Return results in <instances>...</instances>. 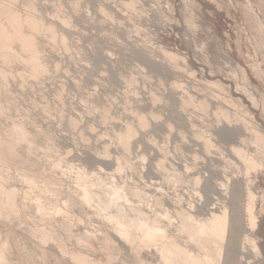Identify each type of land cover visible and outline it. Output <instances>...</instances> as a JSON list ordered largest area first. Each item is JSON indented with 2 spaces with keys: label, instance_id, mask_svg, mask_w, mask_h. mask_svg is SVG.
Returning <instances> with one entry per match:
<instances>
[{
  "label": "rangeland",
  "instance_id": "rangeland-1",
  "mask_svg": "<svg viewBox=\"0 0 264 264\" xmlns=\"http://www.w3.org/2000/svg\"><path fill=\"white\" fill-rule=\"evenodd\" d=\"M1 24L0 264L188 262L179 249L204 250L183 223L212 207L228 236L220 259L206 243L209 264H264V212L243 240L245 186L262 196L264 172L239 182L232 151L264 160V0H0ZM222 123L243 131L223 139ZM117 210L157 218L166 238L127 240Z\"/></svg>",
  "mask_w": 264,
  "mask_h": 264
},
{
  "label": "bare ground",
  "instance_id": "bare-ground-1",
  "mask_svg": "<svg viewBox=\"0 0 264 264\" xmlns=\"http://www.w3.org/2000/svg\"><path fill=\"white\" fill-rule=\"evenodd\" d=\"M5 12V11H4ZM16 17V16H15ZM29 17V16H28ZM27 18V17H26ZM29 18H31V17H29ZM11 19H13V18H11ZM11 19H8V20H11ZM17 19H20V18H17ZM16 20V19H15ZM27 20H28V18H27ZM14 20H12V22H13ZM21 21V20H20ZM19 21V22H20ZM12 22H8V23H10L11 25H12ZM16 22H18V21H16ZM2 23V22H1ZM7 23V22H6ZM10 24H9V27H12V26H10ZM18 24V23H17ZM2 25V24H1ZM0 25V27H3V25L1 26ZM14 25V24H13ZM6 26H7V24H6ZM18 26H20V25H18ZM18 26H16V27H18ZM4 27H5V25H4ZM9 27H7V28H9ZM7 28H6V30H7ZM1 29V28H0ZM3 29V28H2ZM16 29V28H15ZM15 29H12V30H14V33H15ZM5 30V29H4ZM11 30V29H10ZM10 30H7V31H10ZM11 30V31H12ZM19 30V29H18ZM1 31V30H0ZM2 32V31H1ZM1 32H0V35H2L1 34ZM4 32V31H3ZM2 32V33H3ZM17 32V31H16ZM6 33V32H5ZM13 33V32H12ZM21 33H22V31H21ZM4 34V33H3ZM7 34V33H6ZM9 34H11V33H9ZM16 34V33H15ZM18 34H19V32H18ZM8 35V34H7ZM3 36V35H2ZM2 36H0V38L2 37ZM4 36H5V34H4ZM3 36V37H4ZM12 36V35H11ZM14 37L16 36V35H13ZM19 36L21 37V35L19 34ZM19 36H16V39H17V37H19ZM24 36V35H23ZM6 38L8 37V36H5ZM13 37V38H14ZM25 37V36H24ZM29 37V36H28ZM9 39V38H8ZM20 39V38H19ZM25 40V39H24ZM4 41H5V39H4ZM12 41V37H11V39H10V42ZM21 41H23L22 39H21ZM1 42V41H0ZM3 42V41H2ZM1 42V43H2ZM6 42V41H5ZM9 42V43H10ZM24 42H26V41H24ZM24 42H22L23 44H24ZM264 42V41H263ZM262 42V43H263ZM8 42H6V44H7ZM8 43V44H9ZM27 43V42H26ZM7 44V45H8ZM21 44V43H20ZM30 44V43H29ZM264 44V43H263ZM1 45H3V44H1ZM26 45V44H25ZM31 45V44H30ZM4 46H6V45H4ZM2 47V46H1ZM7 47V46H6ZM21 47V46H20ZM24 47V46H23ZM30 47V46H29ZM28 48V47H27ZM23 50H24V48H23ZM34 53V52H33ZM13 54V53H12ZM36 53H34V54H32V55H35ZM8 55V54H7ZM6 54H5V56H7ZM31 54H30V56H32ZM9 56V55H8ZM12 57V56H11ZM33 57V56H32ZM35 57H36V55H35ZM35 57H34V60L36 61V59H35ZM29 59V58H28ZM30 60V59H29ZM28 60V61H29ZM32 60V62H33V59H31ZM34 61V62H35ZM37 61H38V59H37ZM31 62V63H32ZM33 62V63H34ZM30 63V62H29ZM30 63V64H31ZM36 64H37V62H36ZM36 64L34 65H32L33 67H34V70H35V67H36ZM41 65V64H40ZM39 66V65H38ZM42 66V65H41ZM40 68V67H39ZM38 68V69H39ZM42 68V67H41ZM40 68V69H41ZM37 70V69H36ZM35 70V71H36ZM35 71H33V72H35ZM0 79H1V77H0ZM179 114V113H178ZM179 117L181 118V121L183 122V123H186V121H187V119L186 118H184V116L181 114V112H180V115H179ZM226 124V123H225ZM222 125H224L223 123L221 124V126ZM227 125V124H226ZM226 125H224L223 127H222V130H220V131H222L221 133H222V137H223V139L224 138H227V137H229V138H234V137H236V136H239V135H241V133H242V131H243V128L242 127H240V126H236V124H234L235 126H233V127H229V126H231V125H229L228 127H225ZM21 129H22V127H21ZM23 130V129H22ZM20 132H23V131H20ZM220 133V134H221ZM260 136V135H259ZM257 137H258V135H257ZM258 139V138H257ZM260 142L261 143H264V138L263 139H261V136H260ZM194 140V139H193ZM231 140V139H230ZM256 141H258V140H256ZM261 143H259V144H261ZM232 151L233 152H235V154L241 159V161H242V164H243V168H241V171H240V174H241V176H239V182H241L242 183V181L244 180V183L246 184V182L247 181H251V177L252 176H254V174H259V173H263L264 172V160H260V159H258V156H256V153H255V156H253L252 154H249V153H246L245 151H242V149H234V146H232ZM214 173H217V172H215V170H213L212 169V172H211V174H214ZM218 174H220L219 172H218ZM176 175V174H175ZM249 175H252L251 177L249 176ZM260 175V174H259ZM263 175V174H262ZM176 176H179V175H176ZM249 176V177H248ZM261 176V175H260ZM27 177V182L28 183H30V182H32L31 184H33V181H35V180H31V181H28V179L31 177V176H29V178H28V176H26ZM257 177H259V176H257ZM256 177V178H257ZM262 177V176H261ZM78 178V181L80 182V184H82L83 186L82 187H84L83 188V195H82V198H84L83 200L84 201H86V202H89L91 199H92V190L91 189H89L88 188V186L86 185V180L84 179V177H83V175H82V173L80 172L79 173V177H77ZM250 178V179H249ZM254 178V177H253ZM252 178V180H253V182H255L254 180L256 179H253ZM264 178V177H263ZM30 180V179H29ZM261 180V179H260ZM258 182V181H257ZM31 184H29V186L31 187ZM35 184H37L36 182H35ZM2 185V184H1ZM0 185V186H1ZM34 185V184H33ZM32 185V186H33ZM246 185H248V183L246 184ZM4 186V185H3ZM35 186H37V185H35ZM35 186H33L34 187V190H38L37 188L38 187H36V189H35ZM2 188V186L0 187V189ZM40 188V187H39ZM245 188H246V190H245V201H244V203H243V208H244V235H243V240L245 241V242H248L249 243V246L252 244V240L253 239H251V234H252V232H256L258 229V227H259V225H260V218L262 217L260 214L261 213H263L264 212V206H263V204L264 203H262L263 201H264V191H261L259 188V190L263 193V194H261L262 196H259V194L257 195V194H255L254 193V191H251L248 187H246L245 186ZM2 189H5L4 187L2 188ZM2 189L0 190V191H2ZM14 189V188H13ZM13 189H12V192H13ZM32 189V191H33V188H31ZM46 189V188H45ZM217 189V188H216ZM257 189V188H256ZM256 189H254V190H256ZM7 190V189H6ZM9 190V189H8ZM44 190V189H43ZM259 190L258 191H256V193L257 192H259ZM41 191V190H40ZM46 191H47V189L46 190H44V192L46 193ZM11 192V191H10ZM11 192V193H12ZM14 192H15V189H14ZM14 192L11 194H9V193H6V191H5V193L8 195H12L13 196V194H14ZM260 192V193H261ZM3 193V191L0 193V194H2ZM30 193V192H29ZM47 193H49V192H47ZM3 195H4V193H3ZM6 195V196H7ZM15 195V194H14ZM30 195H33V194H30ZM30 195H28V197L26 198V199H30ZM137 195L138 196H144V194L143 193H141V192H137ZM5 196V197H6ZM12 196H11V200L14 198V196H13V198H12ZM5 197H2V199L3 198H5ZM26 197V196H25ZM260 197V198H259ZM0 198H1V195H0ZM10 197H8L7 199H9ZM32 198V197H31ZM39 198H40V196H39ZM120 198V191L119 190H113L112 192H111V194H110V198H107V199H104V205L105 206H111V205H116L117 206V199H119ZM7 199L5 200V201H7ZM41 199H39V201H40ZM258 200H261L260 201V205H259V209L257 208V202H258ZM1 201H3V200H1L0 199V204H1ZM39 201H37V202H39ZM43 201V200H42ZM41 201V202H42ZM4 202V201H3ZM8 202H6V204H7ZM12 203H14V200H13V202ZM40 203V202H39ZM44 203V202H43ZM11 204V203H10ZM9 204V205H10ZM15 204V203H14ZM38 203H36V205H37ZM41 204V203H40ZM45 204V203H44ZM13 205V204H12ZM11 205V206H12ZM8 206V205H7ZM16 206V205H15ZM38 206V205H37ZM41 206V207H40ZM48 206V205H47ZM56 206V205H55ZM3 207H6V205L4 206L3 205ZM9 207V206H8ZM7 207V208H8ZM54 207V206H53ZM53 207H51L50 206V208H51V210L53 209ZM57 207V206H56ZM13 208H15L14 206L11 208V210H13V211H15L16 209H13ZM37 208V207H36ZM36 208H35V210H36ZM40 208V209H39ZM39 208L37 209V211L36 212H38L40 215H42L41 216V218H43V216L44 217H46V214L48 215V213H45V211H48V210H46L45 208H44V210H43V207H42V204L41 205H39ZM42 208V209H41ZM213 208V207H212ZM211 208V211H210V218L209 219H207V221H205V220H203V221H199V222H197V221H192L191 220V218L190 219H188V221L187 222H185V223H183V225H185L186 226V228L189 230V236H191L193 239H196L197 241H198V246L201 248V249H203L204 250V253H199L198 255H197V253L195 254V253H192L193 255H191V253H190V255H187L186 253H185V251H187V250H184V249H179V251L180 250H182L183 251V255H184V257L187 259V260H189L190 261V264H191V262L193 261V263L195 264H204L205 262H206V264L208 263L209 264V260L210 261H213V260H211L212 258L210 257V255H208V253L205 251L206 249H207V246H206V243L207 242H210V243H214L215 245H216V247H217V255H218V258L221 256V245H222V243L227 239L226 237L228 236L227 235V229H226V222H227V217H226V209L224 208V210H222V211H217V213H216V208L215 209H212ZM0 209L2 210V208L0 207ZM54 209L55 210H57L58 208H55L54 207ZM1 210H0V213H7V209L5 208L3 211H5V212H1ZM41 210V211H40ZM42 210H43V212H42ZM54 210V211H55ZM9 212H10V207H9V210H8ZM12 211V213H16L17 211H15V212H13ZM50 211V210H49ZM48 211V212H49ZM215 211V212H214ZM55 212H59V211H55ZM55 212H53V213H55ZM11 213V212H10ZM37 213V214H38ZM45 213V214H44ZM51 213V212H50ZM2 214V215H3ZM38 214V215H39ZM7 215V214H6ZM13 215V214H12ZM37 215V217L39 218V219H41L40 218V215L38 216ZM4 216V215H3ZM49 216H51L50 214H49ZM261 216V217H260ZM47 218H48V216H47ZM113 219L115 220V223H116V227H117V229L118 230H121V232L120 233H122L124 236H126V238H127V240L128 239H131V240H129V241H135V240H133L132 238L134 237V233L136 232H140V233H142L143 235H145L146 237H144L143 235V237L144 238H146L147 240L148 239H155L156 237H160V236H162V238L160 237L158 240H164L163 239V235H165L166 233H167V229L165 228V226H162V224L160 225V222H159V220L157 219V218H155L154 217V219H150V218H144L143 216H140V217H137V218H135V219H131V218H127V217H125L121 212H120V210H117L116 211V214H114L113 215ZM182 225V224H181ZM234 225H235V227H236V224H233V225H231V228H230V230L232 229V228H235L234 227ZM45 228V227H44ZM40 230L42 229V231L41 232H43V227L42 228H39ZM131 229H135V231H132ZM237 229V228H236ZM40 230H38L39 232L38 233H40ZM136 230H139V231H136ZM233 231H234V229H232ZM37 231V230H36ZM36 231L34 232V233H36ZM44 232H47V231H44ZM43 232V233H44ZM132 232H134L133 234H132ZM251 233V234H250ZM41 234V233H40ZM45 235H46V233H44ZM44 234H41V236H45ZM47 234H50L49 232L47 233ZM138 234V233H137ZM137 234L135 235V237L136 238H141L140 236H138L137 237ZM254 234H256V233H254ZM34 235V234H33ZM39 235V234H38ZM50 235H52V234H50ZM253 235V234H252ZM156 236V237H155ZM48 237V236H47ZM47 237L44 239L45 240V242H48V239H47ZM142 237V238H143ZM254 237V236H253ZM39 238V237H38ZM40 240L42 239V237L41 238H39ZM135 239V238H134ZM146 239H144V242L146 241ZM157 239V238H156ZM39 240V241H40ZM44 240L42 241L41 240V242H42V244H43V242H44ZM51 240V239H50ZM49 240V241H50ZM139 240V239H138ZM151 240H149V242H151ZM141 241H143L142 239L140 240V243L142 244V242ZM153 241V240H152ZM227 241V240H226ZM44 242V243H45ZM245 242H243V243H245ZM247 243V244H248ZM140 244V245H141ZM1 245H3V246H5L3 243L1 244ZM142 245H144V243L142 244ZM245 245V244H244ZM241 251L244 249V247H242V243H241ZM0 247H2V246H0ZM246 247V246H245ZM4 248V247H3ZM163 249H165V247L163 248ZM252 250V249H251ZM2 251H4V250H2L1 249V252ZM165 251H166V249H165ZM164 251V255L162 254V252H161V250H160V252H161V256H165L166 255V252ZM73 254H74V252H72ZM187 253L189 254V252L187 251ZM242 253V252H241ZM4 254V253H3ZM76 254V253H75ZM75 254L73 255V256H75ZM79 254V253H78ZM195 254V255H194ZM6 255V254H5ZM4 255V256H5ZM80 255V254H79ZM187 257H186V256ZM4 256H3V258H2V253H0V260H2V259H4ZM78 256V255H77ZM229 256V255H228ZM227 256V258H226V261H228V260H230V258ZM72 257V256H71ZM178 257V256H177ZM177 257H175V261H176V258ZM183 257V256H182ZM182 257L180 256L179 258H177L178 260L177 261H179V259H181V261H183V259H182ZM188 257H189V259H188ZM249 257V256H248ZM247 257V258H248ZM73 259H74V257H72ZM78 258H80L81 260V263L82 262H84V264H85V258H83V256L81 257V256H78ZM77 257L74 259V260H76V259H78ZM82 258H83V261H82ZM174 258V257H173ZM173 258H171V259H173ZM164 259H165V257H164ZM190 259H193L192 261L190 260ZM195 259V260H194ZM220 259V258H219ZM249 259V258H248ZM5 260H6V256H5ZM5 260L3 261H1V262H5ZM173 260V261H174ZM197 260L199 261V262H197ZM80 261H79V263H80ZM88 261V260H87ZM172 261V260H171ZM170 261V263H174V264H178L177 263V261L176 262H171ZM188 261V262H189ZM208 261V262H207ZM141 262V261H140ZM184 262V264H185V262L188 264V262L186 261V260H184L183 261ZM204 262V263H203ZM218 262H219V260H218ZM230 262H231V260H230ZM248 262L249 261H245V264H248ZM8 263V262H7ZM6 263V264H7ZM192 263V264H193ZM3 264V263H2ZM218 264V263H217ZM227 264V263H226ZM230 264V263H229Z\"/></svg>",
  "mask_w": 264,
  "mask_h": 264
}]
</instances>
